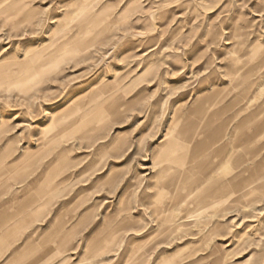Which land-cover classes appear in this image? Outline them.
I'll return each instance as SVG.
<instances>
[{"label": "rangeland", "instance_id": "rangeland-1", "mask_svg": "<svg viewBox=\"0 0 264 264\" xmlns=\"http://www.w3.org/2000/svg\"><path fill=\"white\" fill-rule=\"evenodd\" d=\"M13 1L0 0V131L6 128L0 132V264H124L128 252L159 229L160 205H170L166 213L180 224L199 212L211 179L235 171L218 166L224 153L196 168L198 178L207 179L181 202L188 188L156 196L157 180L168 182L188 160L186 147L163 159L185 117L192 124L215 112L231 116L226 139L235 137L238 154L244 153L240 138L249 130L234 126L264 101V65L245 97V83L231 81L226 71L238 54L236 64L245 69L264 56V0H15L3 11ZM58 46L65 58H50L42 74L23 78L28 73L19 64L26 57ZM10 62L19 64L8 68ZM103 86L109 92L98 109L65 130L62 140L43 142L38 126L58 128L49 111ZM257 162L264 171V149L249 165ZM120 198L129 209L108 225ZM201 214L214 228L210 239L180 227L183 233L166 243L146 244L143 264L264 260V185ZM122 218L127 227H141L105 240ZM28 247L33 252H25Z\"/></svg>", "mask_w": 264, "mask_h": 264}, {"label": "bare ground", "instance_id": "bare-ground-1", "mask_svg": "<svg viewBox=\"0 0 264 264\" xmlns=\"http://www.w3.org/2000/svg\"><path fill=\"white\" fill-rule=\"evenodd\" d=\"M16 4H17V2L14 0L12 3L5 6L3 11H8L9 9L14 8L16 6ZM77 5H79V4H77ZM73 6L75 7V5H73ZM81 8L84 10V6L80 7V9ZM103 14H105V13H103ZM97 17H98L97 14H90V18L92 19L93 22L97 23V20H96ZM22 20H24V19H22ZM64 25H65V23H64ZM69 37H71V36H69ZM237 44H240L239 41ZM61 46H58L54 50L50 51L48 53V55L47 54L44 55V54L38 53V52L34 53L33 55L26 57L24 60L25 62H23L22 64L10 62L12 65L10 64V66H8V68L15 66L16 64H19V68H21L24 72L28 73L27 75L23 76V78L25 77V79L28 80L29 77L32 75L42 74L44 72L43 71L44 65L46 64V62L50 58H55L57 55H58L59 59L66 57L65 53L61 54L59 52L61 49ZM66 50H65V52H66ZM77 50L78 49L75 48L74 50H72V53L71 52H69V53L71 54V56H73L77 52ZM66 54H68V53L66 52ZM241 57H242V54H238L237 57H234V59L232 60L233 63L228 67L226 73L231 77V81H233L235 83H240V84L245 83V85H246L245 89H243V91L240 92V94H242L245 97V95L248 94L250 89L256 83V81H254L255 79L253 78L254 80H252L251 76L261 66L264 65V56L262 55L260 58H258L259 60L257 61V63L254 66L247 68V69H245V67L243 65L239 66V64H236V62L238 60H241ZM23 78L21 80H23ZM22 83H24V80L21 82V84ZM24 88L27 89V87H24ZM108 90H109L108 86H103L99 89L97 88V90H92L91 92L88 91L89 93L86 92L87 94H83L79 98L75 99L71 103V105H69L67 108H64L62 110L59 108H56L55 110L49 111L48 114H50V116L53 120L52 124L53 123L56 124V126L58 128L55 131H51L50 130V128H51L50 124L38 126L37 127L38 130L40 131V133H42L44 135V136L42 135L44 137L43 142L46 143L47 145L58 142V140H60L61 137H63V134L66 133L65 130L74 127L76 124L80 123L85 117H87L88 114L90 115V113L92 111L98 109V107L103 103V101H102L103 94H105ZM256 96L258 97V95H256ZM257 97H256V99H257ZM257 100H259V98ZM196 110L197 109H195V111ZM261 113L264 114V101L260 105L257 106L256 112L249 113L243 118L240 126H237V125H236L237 127L234 126L235 130L237 128L241 127V125H242V127L244 126L245 129L249 130V132H246L240 138L241 144L243 145L244 150H245L242 155L238 154V151L236 150L237 147L239 146L240 142L239 143L236 142L237 140L235 137H232L230 140L226 139V134H227L226 130L228 128V124H229L230 120L232 119L231 116L227 117V118H221L219 113L215 112L212 115H210V117L208 116L205 118V116L204 117L202 116L198 122L192 123V124L186 123V121L188 122V120H186L187 118L185 117V121L180 126L176 136L174 137V139H171L169 141L168 146L170 148H168L169 150L167 149L165 151V157L163 159H168V158L171 159V156L174 154L175 151H179L180 149L186 147L188 150V160H187V162L182 164V166L185 164L184 167L181 166L182 168L178 169L177 175H173L168 180V182H162V179L157 180V182L155 183V187H156L155 189L157 190L156 196H159V197L163 196V195H165V192L170 193V194H174L180 188L181 189L182 188L183 189L188 188L189 189L188 194L185 195L183 198H181L178 201V202H181L189 194H191L197 188H199L202 184H204L206 179H207V178H205V179L198 178V176H197L198 172L197 171L200 170V168L198 166L199 165L201 166L202 162L206 163L207 159L208 160L213 159V162H217L216 159H219V157L221 155H223L224 153L225 154L223 156V160H220L218 166H220L221 169H222V167L229 166L230 168L234 169L235 171L230 172L228 177L221 176V177L211 179L210 186L204 189L201 197L199 198V200L197 202V207H196L195 212H197V211H199V212L197 214H194V215H188L187 214L188 216H183L182 218H184V219L180 224H178V222L173 220L172 215L166 213L167 211H169V209L171 207L170 205H160L156 209V214L160 217L159 226H158L159 229L157 230V232H155V234H153L152 236H149L144 242H142L138 246L133 247L131 249V251L128 252V255L125 259L124 264H143L144 257L146 256V253L148 250V248L145 247L146 244L150 243L153 245H157V244L159 245L161 243H166L172 236L175 237L176 234L181 235V233H183V231H185L186 235H188V234L189 235H195L198 233H203L205 236L208 237V239H210L211 235H213L215 233V231H214V228H210L207 226V224L209 222L208 219H206V220L201 219L200 216L202 215L201 214L202 212H207V210L209 208L211 210V209H214L220 205H224L228 202V200L232 199L233 197L242 198L248 192L253 191V190H258L261 187H263V185H264V181H263L264 180L263 179L264 178V171H263V167H262L261 162H257L253 166L249 165V163L252 162L253 157L260 150L264 149V148H262V146L264 145V141H263V143L261 142V140H262L261 138L264 137V117H262L259 120H257V118H256V116L260 115ZM209 123H210V134L204 136L205 130H206L207 126L209 125ZM3 131H6V128L5 129L2 128V130L0 132H3ZM201 135L203 137L201 139H199L201 137ZM255 143H259V144L257 145ZM252 144H255V145L253 147H251ZM42 145H44V144H42ZM172 146H173V148H172ZM161 155H163V154H161ZM197 158H200L199 159L200 161L198 160V163H193V161H195V159H197ZM160 162H161V160H160ZM157 163H159V161L153 162V164H157ZM210 166H211V163H210ZM220 167H217V169H219ZM168 168H170V167H168ZM196 168H199V169L196 171ZM167 170L168 169H166V168L165 169L163 168L162 170H160L159 174L161 175V177L163 175H165ZM117 172H118V170H117ZM214 172L215 171H212V173H214ZM246 172L248 173L247 176L245 174ZM112 174H113V172H112ZM199 175H200V173H199ZM39 193L42 195L43 192L40 191ZM159 197H158V199H159ZM36 198L37 197H35L31 200H28V202L25 205H21V208H19L20 212L21 211L23 212L26 207H30L32 205V203L36 202V200H35ZM79 203H81V201ZM251 203H253V202H251ZM120 204H121V207L118 208L119 210L117 209L116 213L114 212L115 214H111L109 216L107 215L108 220L107 219L106 220H107L108 225L111 221L118 218L121 211L123 212V210L129 209V207L127 206L128 204L126 203V199L122 198L120 201ZM120 204H118V205L120 206ZM250 206H252V205H250ZM210 214H212V211H210ZM131 216H132V214H131ZM197 216H198V218H197ZM192 217H194V219H191ZM106 220H104V221H106ZM139 221H140V219H139ZM124 222H125L124 218H122L121 223H119L117 226H115L112 229V231H110L109 235L104 239L107 240L108 238L114 236L120 230L123 231V230L134 229V231H137L138 228L141 227V226L139 227L137 225L139 222H135V224H131V226H128V227L125 226ZM110 225H111V223H110ZM180 227H188V228L186 230L182 231L180 229ZM105 229H107V228H105ZM26 245L29 246L31 244L28 242V243H26ZM31 251H32L31 247H28L25 250V252H27V253H30ZM19 258L20 257L18 256L17 259H19ZM37 260L38 259H36L35 262L32 261L31 263L35 264ZM260 264H264V260Z\"/></svg>", "mask_w": 264, "mask_h": 264}]
</instances>
